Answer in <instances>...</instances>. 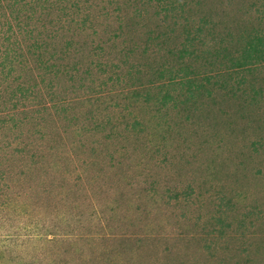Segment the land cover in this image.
<instances>
[{
	"label": "rangeland",
	"instance_id": "1",
	"mask_svg": "<svg viewBox=\"0 0 264 264\" xmlns=\"http://www.w3.org/2000/svg\"><path fill=\"white\" fill-rule=\"evenodd\" d=\"M0 264H264V0H0Z\"/></svg>",
	"mask_w": 264,
	"mask_h": 264
}]
</instances>
